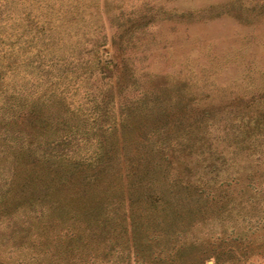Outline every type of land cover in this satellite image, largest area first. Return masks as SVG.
I'll use <instances>...</instances> for the list:
<instances>
[{
	"label": "rangeland",
	"instance_id": "obj_1",
	"mask_svg": "<svg viewBox=\"0 0 264 264\" xmlns=\"http://www.w3.org/2000/svg\"><path fill=\"white\" fill-rule=\"evenodd\" d=\"M0 264H264V0H0Z\"/></svg>",
	"mask_w": 264,
	"mask_h": 264
}]
</instances>
